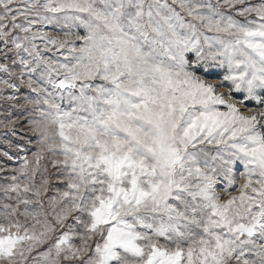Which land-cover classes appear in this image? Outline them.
<instances>
[{"label": "snow or ice", "instance_id": "1", "mask_svg": "<svg viewBox=\"0 0 264 264\" xmlns=\"http://www.w3.org/2000/svg\"><path fill=\"white\" fill-rule=\"evenodd\" d=\"M0 264H264V0H0Z\"/></svg>", "mask_w": 264, "mask_h": 264}]
</instances>
